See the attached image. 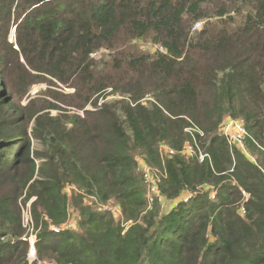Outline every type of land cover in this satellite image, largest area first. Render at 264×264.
<instances>
[{"label":"trees","instance_id":"1","mask_svg":"<svg viewBox=\"0 0 264 264\" xmlns=\"http://www.w3.org/2000/svg\"><path fill=\"white\" fill-rule=\"evenodd\" d=\"M24 210L39 261L264 264V0H0V264H35Z\"/></svg>","mask_w":264,"mask_h":264},{"label":"built area","instance_id":"2","mask_svg":"<svg viewBox=\"0 0 264 264\" xmlns=\"http://www.w3.org/2000/svg\"><path fill=\"white\" fill-rule=\"evenodd\" d=\"M201 22H198L194 25L192 32L197 31L201 27ZM220 133L227 139V142L230 146H235L237 149H239L241 152L246 153L244 149V138L246 137V130L244 128V125L241 121L238 120H231V119H225L223 123L221 124L219 128ZM186 132L188 133H197L198 136H202V133L198 131L196 128H188L186 129ZM160 158L164 162V157L167 155H174L177 152L171 150L165 145H161L158 149ZM178 154H181L185 156L186 158H195L198 163H203L206 159H208V155L204 152H202L198 148L197 140L196 138L192 140L191 144H187L181 152H178ZM137 171L140 173L143 184L145 185L146 189V201H147V209H150L152 200L154 198H160V193L158 190V184L161 181L162 177H165V170L162 167L161 170L156 168H151L147 166L143 161L138 160L137 162ZM214 196V192H211V197ZM190 198L189 196H185L183 201H187ZM177 204L176 202L174 205ZM168 205H171L169 203ZM103 209L110 211L111 209L105 206H102ZM116 209V208H114ZM118 211V210H117ZM119 212V211H118ZM241 212H243V208L241 209ZM114 213V212H113ZM27 217L23 218V226L27 229V231L30 233L28 237L24 236L22 237V241H27L29 243V251L27 254V260L29 263H35V264H56L53 261H39L35 257V248L34 244L36 241V237L33 234V228L31 224V219L29 212L27 211ZM120 215V212H119ZM69 221V220H68ZM67 221V223H68ZM64 224L62 228H69V226ZM50 229L54 232H58L60 229L54 226H50Z\"/></svg>","mask_w":264,"mask_h":264},{"label":"rangeland","instance_id":"3","mask_svg":"<svg viewBox=\"0 0 264 264\" xmlns=\"http://www.w3.org/2000/svg\"><path fill=\"white\" fill-rule=\"evenodd\" d=\"M13 30H14V28H13ZM12 30V31H13ZM138 46H139V49H140V51H143V52H148V53H151V52H154L155 51V49H156V47L155 46H153L152 44H150L149 42H138ZM101 55H104V56H106L107 55V53L106 52H99V53H97V54H95L93 57L95 58V59H99L100 57H101ZM46 88V86L44 85V84H39V85H34L32 88H31V90H30V95H36V94H38L39 92H40V90H44ZM65 92H70V90H67V89H65L64 90ZM110 99H113V97H110ZM147 99L148 100H151L152 99V97L150 96V95H147ZM90 107V106H89ZM105 207H108V208H110L111 210V212H114V216L115 217H118L119 216V210L118 209H114L115 207H112V205H110V206H105ZM165 207H170V205H168V204H163L162 205V208H165ZM97 208L98 209H103L102 208V205H97ZM105 210V209H104ZM118 210V211H117ZM27 211L26 210H24L23 212H22V223H23V218L25 219L26 217H27ZM76 217H75V215L73 214V213H71V215H70V218H69V221H68V223H67V225L69 226V228H75V226H76Z\"/></svg>","mask_w":264,"mask_h":264}]
</instances>
